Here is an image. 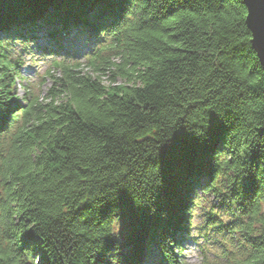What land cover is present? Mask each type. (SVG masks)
Here are the masks:
<instances>
[{"label":"trees","instance_id":"16d2710c","mask_svg":"<svg viewBox=\"0 0 264 264\" xmlns=\"http://www.w3.org/2000/svg\"><path fill=\"white\" fill-rule=\"evenodd\" d=\"M245 17L242 0H0V264H185L199 189L239 217L217 228L244 247L234 262L264 264V70ZM80 35L93 75L54 61ZM36 38L61 78L22 104L5 42Z\"/></svg>","mask_w":264,"mask_h":264},{"label":"rangeland","instance_id":"374dc122","mask_svg":"<svg viewBox=\"0 0 264 264\" xmlns=\"http://www.w3.org/2000/svg\"><path fill=\"white\" fill-rule=\"evenodd\" d=\"M36 34L39 37V32ZM93 42L94 39L83 35L77 36L73 41L66 38L61 43L63 46H68L74 56L62 59L56 57L54 61H63L64 64L81 70L80 74L93 75L88 68L93 55L87 53ZM42 45L47 47L48 40L36 38L34 44L30 43L26 46L22 45L21 40L5 42V47L21 65L20 76L15 81V87L22 104L25 103L23 97L29 98L31 95L40 103H47L51 100V92L58 88V85L53 83V77L61 78L60 71L55 68L52 57L43 56L39 49ZM100 80L104 85L110 82L107 74L102 75ZM116 83H123V80L116 78ZM63 99V96L58 95L53 98V101L59 103ZM191 203L187 218L188 227L185 228L179 243L181 249L179 259L185 264H236L241 259V251L244 247L241 248L237 244L238 241L235 240L237 234H226L217 228L236 220L239 218L238 215L231 212L234 211L233 209L221 208L212 193L207 190L196 191ZM231 254L234 257H230ZM27 261V264H43L42 260L36 256H32ZM156 263L157 254L154 251L147 252L142 260V264Z\"/></svg>","mask_w":264,"mask_h":264},{"label":"water","instance_id":"95a60500","mask_svg":"<svg viewBox=\"0 0 264 264\" xmlns=\"http://www.w3.org/2000/svg\"><path fill=\"white\" fill-rule=\"evenodd\" d=\"M242 3L246 8L245 25L251 34L250 44L264 70V28L258 32L253 42L254 33L250 27L256 19L264 23V0H242Z\"/></svg>","mask_w":264,"mask_h":264},{"label":"snow or ice","instance_id":"6c2138e0","mask_svg":"<svg viewBox=\"0 0 264 264\" xmlns=\"http://www.w3.org/2000/svg\"><path fill=\"white\" fill-rule=\"evenodd\" d=\"M252 32L254 33L253 42L256 40V36L258 32L261 31L262 28H264V23H262L259 19H256L252 25H250Z\"/></svg>","mask_w":264,"mask_h":264}]
</instances>
